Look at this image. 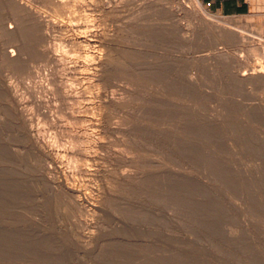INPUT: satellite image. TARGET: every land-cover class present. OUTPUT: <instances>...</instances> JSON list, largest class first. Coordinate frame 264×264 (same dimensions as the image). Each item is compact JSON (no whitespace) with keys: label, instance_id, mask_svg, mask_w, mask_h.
<instances>
[{"label":"rangeland","instance_id":"1","mask_svg":"<svg viewBox=\"0 0 264 264\" xmlns=\"http://www.w3.org/2000/svg\"><path fill=\"white\" fill-rule=\"evenodd\" d=\"M17 1L0 264H264V55L193 0Z\"/></svg>","mask_w":264,"mask_h":264},{"label":"bare ground","instance_id":"2","mask_svg":"<svg viewBox=\"0 0 264 264\" xmlns=\"http://www.w3.org/2000/svg\"><path fill=\"white\" fill-rule=\"evenodd\" d=\"M3 1L9 2V3H14L16 5H20L19 1H17V0H3ZM193 2L195 3V5L199 9L202 10V13L205 16H207L210 19H214V21H216V23L218 24V25H216V29L221 32L223 37H225V38L229 37L231 40H234L235 43H240V44H243V45H247L250 48L252 53H258L259 52V53L264 55V27H261L260 29H256V28H254L252 26H248L249 23H251V21L255 19L254 16L256 17V16H259V15H263L262 14L263 11H261V9H257L258 15H254V16L249 17V18H244L245 20L243 19V20L230 21V20H226L222 16L214 18L215 16L212 13H210L208 10L204 9V7H203V5H202L200 0H193ZM179 3L180 4H185L182 0H179ZM62 6L66 7L68 5L65 4V3H62ZM35 19H36L37 22L42 24V26L45 24V22L43 21L44 19L42 18L43 19L42 20L41 17L39 16V14L38 15L35 14ZM257 19H259V18H257ZM45 25H47V24H45ZM44 27H46V26H44ZM9 31L13 33L15 31V28L12 27V26L9 27ZM84 42L91 44L90 43L91 40H85ZM8 58H9V60L13 61V60H16L18 58V55L16 54L15 51H10L8 53ZM27 132H28V130H27ZM33 136H34V134H33ZM35 142H37V141L35 140ZM45 148H44L43 151H46ZM48 149H50V148H48ZM49 154H51V153H49ZM67 184H62V186H63L62 188H64L72 196L77 197L79 191L76 190L75 188L70 187V185H67ZM77 204H80V202L77 201ZM233 235H234V233H233Z\"/></svg>","mask_w":264,"mask_h":264},{"label":"crops","instance_id":"3","mask_svg":"<svg viewBox=\"0 0 264 264\" xmlns=\"http://www.w3.org/2000/svg\"><path fill=\"white\" fill-rule=\"evenodd\" d=\"M211 11L224 16H241L253 10L264 11V0H202Z\"/></svg>","mask_w":264,"mask_h":264}]
</instances>
